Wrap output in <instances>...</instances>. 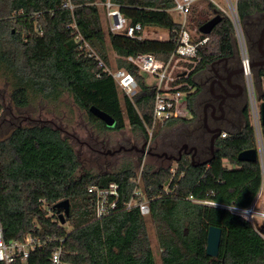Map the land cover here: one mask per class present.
Segmentation results:
<instances>
[{"label":"trees","instance_id":"16d2710c","mask_svg":"<svg viewBox=\"0 0 264 264\" xmlns=\"http://www.w3.org/2000/svg\"><path fill=\"white\" fill-rule=\"evenodd\" d=\"M65 1L0 0V62L16 79L11 100L16 108L25 109L32 93L48 98L70 92L90 123L106 128L93 112L95 108L115 118V129L122 130L124 116L112 103L117 100V84L107 76L99 59L110 66V44L119 58L154 54L168 61L177 43L174 31L180 28L168 11L173 1L111 0L132 24L168 30L169 38L164 41L105 32L98 3L107 0H72L76 6L73 12L62 8ZM197 9L191 15L193 27L201 39L208 36L211 42L199 47L201 61L191 66L187 81L193 88L195 75L214 60L236 52L230 19L223 16L211 34L203 35L199 28L217 13L212 5ZM238 13L244 22L264 14V0H239ZM77 31L91 52L81 49ZM117 67L133 74L139 83L138 94L133 99L124 98L130 126L148 137L154 119L155 87L134 65L118 60ZM194 94L188 96V110ZM260 99L264 101V93ZM241 115L239 129H221L228 135L215 141L208 164H193L185 156L175 171L171 167L142 170L140 188L150 202L148 219L138 208L127 210L123 205L133 198L136 188L138 175L133 170L77 177L78 156L58 129L49 125L16 127L0 141V210L6 240L23 241L31 236L48 241L45 247L32 251L24 264H51L52 252L59 245L63 246V261L69 264H157L149 236L151 222L158 229L163 264H264V237L248 220L190 199L248 208L257 198L262 187L260 164L238 160L242 152L257 148L249 105ZM190 120L173 118L166 124ZM262 133L264 137V126ZM210 140L209 136V148ZM111 182L120 184L121 202L114 213L98 220L96 199L89 188L106 187ZM65 200L70 202L71 214L61 224L55 206ZM211 226L222 230L217 258L206 251ZM261 229L264 231L263 226Z\"/></svg>","mask_w":264,"mask_h":264},{"label":"built area","instance_id":"2783aa9c","mask_svg":"<svg viewBox=\"0 0 264 264\" xmlns=\"http://www.w3.org/2000/svg\"><path fill=\"white\" fill-rule=\"evenodd\" d=\"M173 7L168 11L176 14L179 19L176 20L180 28L174 31L176 34V47L168 61H162L158 59L154 54H139L136 56H129L126 58H119L126 63H130L137 67L142 73L149 74L154 81L149 83L155 87V106H154V119L151 132H154L157 125L165 124L173 118L186 117L188 111V102L183 101L181 88L188 87L189 90L193 87L188 83L192 70L183 67L185 64H191L196 66L201 57L198 55L199 47L204 46L211 42L210 37L200 38L198 30L194 29L191 22V15L196 6L199 5L202 0H172ZM209 5H212L214 11L230 19L233 25V38L236 40L239 51L242 55V68L243 76L245 79V88L248 93L250 103V121L254 128L256 142L258 162L260 164L262 172V187L264 186V137L262 133V117H261V103L256 98L253 69L251 67L252 61L248 54L247 39L245 31L242 25V20L238 13V1L239 0H226L228 7L224 8L217 4L214 0H206ZM75 5L72 0H66L63 3L62 8L74 11ZM103 7L106 11L108 19V32L113 35L126 36L132 39H150L148 34L149 28L157 27H145L140 23L132 24L120 11L119 7L111 0H107L103 3ZM73 28L77 29L76 25ZM161 29V28H160ZM168 31V30H167ZM169 32V31H168ZM200 32V31H199ZM202 34V33H201ZM170 35V32H169ZM169 37V36H168ZM161 38V37H160ZM198 39V40H197ZM77 42L81 43V49H85L87 52H91V46L83 38V36L77 31ZM160 40V39H158ZM92 54H90L91 56ZM94 55V54H93ZM99 59V58H97ZM101 66L105 67V73L107 76L112 77L116 82L118 88L129 99H133L139 92V83L136 77L130 72L122 68L113 69L106 65L99 59ZM2 109L0 107V115ZM228 132H221V138H226ZM139 180H134L136 188L133 198L124 202L123 205L127 210L138 208L141 215L147 217L150 215V202L146 199L145 194L140 188V175ZM89 193L95 196L96 199V218L98 220L103 219L114 213L121 202L122 193L121 186L117 182H111L106 187H100L97 185L89 188ZM191 200L197 203H204L213 206L222 207L228 211L229 207H234V211H230L244 219L248 220L252 226L264 237V231L261 229L263 225L258 221L261 219L264 221V203L260 204V194L248 208H241L236 206H223L217 205L213 202H202L193 199ZM48 241L36 237H27L23 241L12 240L7 241L5 238L2 216L0 210V264H24L30 257L32 251L45 247ZM51 264H69L63 261V246L56 247L51 255Z\"/></svg>","mask_w":264,"mask_h":264},{"label":"rangeland","instance_id":"374dc122","mask_svg":"<svg viewBox=\"0 0 264 264\" xmlns=\"http://www.w3.org/2000/svg\"><path fill=\"white\" fill-rule=\"evenodd\" d=\"M217 4L221 5L224 8L228 7L226 0H214ZM100 3V2H99ZM101 10L102 24L107 31L105 11L98 4ZM209 4L206 0L200 1L199 5L196 6L200 9L209 8ZM174 19H179L176 14H173ZM261 16H254L253 19H248L242 21V25L246 35V28L249 26V23L252 21H258ZM198 30L196 27L194 28ZM160 39L167 40L169 37V32L167 30H160ZM153 35H150L152 37ZM234 39V38H233ZM247 39V35H246ZM109 43V42H108ZM235 51L238 59L242 62V55L239 51L236 40L234 39ZM248 54H250V48L247 40ZM110 59V67L117 69L118 58L114 54L110 44L107 46ZM191 64H185L183 67L190 70L193 69ZM144 78L147 83H151L154 79L147 73H143ZM199 74L194 76L195 80L198 81ZM253 80L256 98L260 102V96L264 93V76H260L256 70H253ZM16 83L14 74L9 71L5 65L0 62V106L2 113L0 115V141L5 140L13 132L16 127L19 126H32V125H49L55 129H58L61 132V135L68 140V142L74 148L78 160L80 162V167L76 173L77 177L84 176L86 174H91L93 176L102 175V174H114L121 172L126 169L133 170L137 175L139 180V174L142 170L147 169L149 171H156L160 167H171L172 171H175L177 168V163H170L168 160H158L157 158H142L138 154H132L128 152H121L116 155H104L98 152H95L94 147L97 145L94 141L88 137L89 133H95L94 129L91 126L88 114L76 103L75 98L72 93L62 91L56 96H51L46 98L41 94H31V101L28 107L25 109H18L15 107L11 100V93L13 91V86ZM190 93H194V88L184 91L182 99L185 102H188V96ZM127 97L117 86V100L112 101L114 107L121 111L124 116L125 127L122 130H116L117 122L115 118L110 116V119L107 120V127L113 128L112 130H106L109 132H104L103 134H108V137L111 138L109 149L117 147V149L124 145L125 147H130V140L134 141L135 136H137L139 130L134 129L130 126L128 122V109L125 102ZM202 101V100H201ZM250 99L246 91L244 100L241 102L240 107L243 108L246 105H249ZM202 104L196 102L193 104L192 109L188 110L186 113V118L191 119L190 121H178L172 124L167 125L159 124L157 125L154 132H151V129L148 131V140L150 145L154 148L160 147L163 139L171 133L172 131L181 130L184 131V135H190V132L195 130H200L202 119ZM243 124L242 115L239 114L234 118H227L223 124L222 128L227 131L228 129L237 130L240 128V125ZM116 131V132H115ZM101 134V133H100ZM102 135V134H101ZM209 136H205V140L208 141ZM188 140V139H187ZM189 141V140H188ZM205 141V143H206ZM188 143L187 141H181L179 144L182 145ZM141 145L139 144V147ZM93 148V149H92ZM141 185V184H140ZM260 200L259 203H264V186L260 189ZM149 216L146 218L148 219ZM261 225L264 227V221L261 219L258 220ZM150 220L148 221V223ZM149 236L151 239L152 248L156 257L157 264H163L162 262V249L159 246L157 233L158 229L155 225H148Z\"/></svg>","mask_w":264,"mask_h":264},{"label":"flooded vegetation","instance_id":"af4514ba","mask_svg":"<svg viewBox=\"0 0 264 264\" xmlns=\"http://www.w3.org/2000/svg\"><path fill=\"white\" fill-rule=\"evenodd\" d=\"M261 15L262 18H259L257 22L251 21L249 23L246 28V35L250 48V58L255 64L252 69L256 70L260 76H264V14L257 16ZM194 93L193 104L196 102L202 104V124L199 131L192 130L190 135H184L185 130H174L163 139L160 147L157 148L150 145L144 132L139 131L134 141L129 138L131 143L129 148L121 145L118 149L116 146L109 149L111 138L108 137V134L104 135L103 133L109 132L106 130L113 128L106 125V128L101 130L97 124L91 123V126L95 128L94 131H96L94 134L89 133L88 137L97 145L94 147L95 152L104 155L128 152L138 154L142 158L168 160L170 163H179L185 156L192 160L193 154L195 162L198 164L207 160L213 154V150L209 148L205 140L206 135L210 136L207 129L221 130L222 124L227 118H234L242 113L240 105L244 100L246 88L242 62L238 59L236 52L232 57L214 60L205 70L200 72L198 81L195 80ZM181 141L188 143L180 145ZM193 147L197 148L196 152H190ZM170 157L173 159H169ZM176 158H180V160L177 162Z\"/></svg>","mask_w":264,"mask_h":264},{"label":"water","instance_id":"95a60500","mask_svg":"<svg viewBox=\"0 0 264 264\" xmlns=\"http://www.w3.org/2000/svg\"><path fill=\"white\" fill-rule=\"evenodd\" d=\"M222 21V16L217 14L214 18H212L210 21L205 23L199 28L200 33L203 35H209L213 32L215 27ZM255 66L254 63L251 64V67L253 68ZM93 112L101 118L103 121H105L106 125L107 120L110 119V116L107 115L106 113L98 110V109H93ZM261 117H262V125L264 126V102L261 103ZM208 133L210 134L211 137V149L213 150V147L215 145V141L220 137L221 135V130L220 129H207ZM187 147V146H185ZM197 148L193 147L191 148L190 152L194 151L196 152ZM181 158V157H180ZM175 159L177 162L180 160ZM169 159H173L170 157ZM238 160L240 162H258V153L256 149L252 150H247L242 152ZM210 162V159L201 162L197 165H203V164H208ZM192 163H195V158L194 154L192 155ZM55 208L57 209V213L59 214V219L61 224L66 223V219L70 216L71 214V206L69 200L62 201L58 203ZM222 239V230L221 228L211 226L208 230V236H207V255L213 258H217L219 256V249H220V243Z\"/></svg>","mask_w":264,"mask_h":264},{"label":"crops","instance_id":"0c3cea01","mask_svg":"<svg viewBox=\"0 0 264 264\" xmlns=\"http://www.w3.org/2000/svg\"><path fill=\"white\" fill-rule=\"evenodd\" d=\"M103 3L104 2H100V3H98L101 7H102V5H103ZM103 9H104V7H103ZM104 11H105V9H104ZM170 14H171V12H170ZM217 15V14H216ZM173 16V15H172ZM105 19H106V26H107V31H108V19H107V16H106V11H105ZM175 20H177V19H175ZM160 30H165V29H160ZM148 34H149V36L150 35H153L152 37H150V39H154V40H158V39H160V38H157V37H160V33H159V28H149V31H148ZM161 41H164V39H160ZM115 54V53H114ZM116 55V54H115ZM116 57L119 59V57L116 55ZM120 60V59H119ZM118 68V67H117Z\"/></svg>","mask_w":264,"mask_h":264},{"label":"clouds","instance_id":"9594fccd","mask_svg":"<svg viewBox=\"0 0 264 264\" xmlns=\"http://www.w3.org/2000/svg\"><path fill=\"white\" fill-rule=\"evenodd\" d=\"M229 210H230V211H234L235 208H234V207H229ZM244 218H245V217H244Z\"/></svg>","mask_w":264,"mask_h":264}]
</instances>
